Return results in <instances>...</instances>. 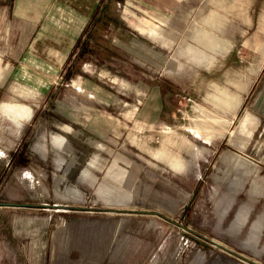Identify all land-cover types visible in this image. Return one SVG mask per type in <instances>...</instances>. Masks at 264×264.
<instances>
[{"label":"rangeland","instance_id":"rangeland-1","mask_svg":"<svg viewBox=\"0 0 264 264\" xmlns=\"http://www.w3.org/2000/svg\"><path fill=\"white\" fill-rule=\"evenodd\" d=\"M10 6L0 263L264 264V0H106L55 66Z\"/></svg>","mask_w":264,"mask_h":264},{"label":"crops","instance_id":"crops-1","mask_svg":"<svg viewBox=\"0 0 264 264\" xmlns=\"http://www.w3.org/2000/svg\"><path fill=\"white\" fill-rule=\"evenodd\" d=\"M49 1L11 0L10 7L13 12L21 14L31 25L38 28L35 35L34 33L30 34L32 36L30 39L32 46L28 50V55H32L33 58L40 56L47 58L48 56L50 60L47 58L46 61L43 59L42 62L45 65H54L59 63V61L63 62L65 59H68V54L72 51V48L70 49L71 45L74 47L76 39L80 37L87 26L100 0ZM201 42L202 44L203 42H209V37L206 40L200 39ZM40 51L44 52V54L40 55ZM47 71L54 74L56 70L55 67L48 66ZM0 110L19 115L22 108L14 102L4 103L2 100L0 101ZM237 145L240 148L243 147L239 143ZM151 154L159 160L162 159L170 162L165 159V155H158L156 152H152ZM234 156L237 162H241V157L236 156V154Z\"/></svg>","mask_w":264,"mask_h":264},{"label":"trees","instance_id":"trees-1","mask_svg":"<svg viewBox=\"0 0 264 264\" xmlns=\"http://www.w3.org/2000/svg\"><path fill=\"white\" fill-rule=\"evenodd\" d=\"M106 0H100L99 4L96 6L95 11L90 18V21L88 22L87 26L83 30L82 34L80 37H78L76 40V43L74 45V48L72 50V53L77 56V58L82 59L86 54H90L95 56V52L93 53L94 47L97 48V43L93 39L94 37V31L99 28H103L105 26L104 24V18H105V13H104V2ZM99 48V47H98ZM101 48V47H100ZM103 54H110L107 53L109 52L108 50H104L103 48L100 49ZM184 209H188V205L184 206ZM4 264V263H0Z\"/></svg>","mask_w":264,"mask_h":264},{"label":"water","instance_id":"water-1","mask_svg":"<svg viewBox=\"0 0 264 264\" xmlns=\"http://www.w3.org/2000/svg\"><path fill=\"white\" fill-rule=\"evenodd\" d=\"M0 203H7V202H2V201H0Z\"/></svg>","mask_w":264,"mask_h":264}]
</instances>
